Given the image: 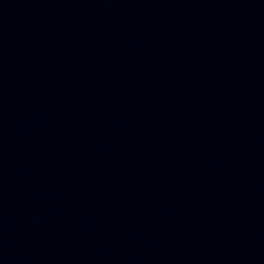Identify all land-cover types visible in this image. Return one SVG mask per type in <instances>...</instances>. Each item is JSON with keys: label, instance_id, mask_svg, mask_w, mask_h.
I'll use <instances>...</instances> for the list:
<instances>
[{"label": "water", "instance_id": "water-1", "mask_svg": "<svg viewBox=\"0 0 264 264\" xmlns=\"http://www.w3.org/2000/svg\"><path fill=\"white\" fill-rule=\"evenodd\" d=\"M109 264H264V38L173 154Z\"/></svg>", "mask_w": 264, "mask_h": 264}]
</instances>
